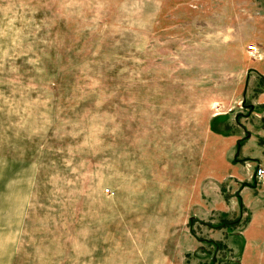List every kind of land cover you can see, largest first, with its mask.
Segmentation results:
<instances>
[{
  "label": "rangeland",
  "instance_id": "obj_1",
  "mask_svg": "<svg viewBox=\"0 0 264 264\" xmlns=\"http://www.w3.org/2000/svg\"><path fill=\"white\" fill-rule=\"evenodd\" d=\"M263 56L264 0H0V264H242Z\"/></svg>",
  "mask_w": 264,
  "mask_h": 264
},
{
  "label": "crops",
  "instance_id": "obj_2",
  "mask_svg": "<svg viewBox=\"0 0 264 264\" xmlns=\"http://www.w3.org/2000/svg\"><path fill=\"white\" fill-rule=\"evenodd\" d=\"M257 76L262 77L264 79V56L262 59L250 64L247 67V74H246V78H245L246 85L250 86L251 82L253 81L252 82L253 90L255 88L254 84H255V78ZM254 93H255L254 94V100H255L254 105L262 107V109L264 110V86L262 88H260V90L259 89L256 90ZM236 142L237 141H235V143ZM235 143H231V145L225 151V154H227L228 156L229 155H231V156L236 155L233 152L234 148L232 147V145L234 146ZM230 151H231V153H230ZM252 223H253V220L248 224V226L245 229V232L249 229V227L252 225ZM244 237H245V246L241 252L242 264H249L250 261H252V260H253V263L260 264L259 260L261 262L264 261V236L263 237H257L255 239H253V238L247 237L244 234ZM180 245L182 248L187 246L184 243V241L181 242ZM164 262H166V264H174L175 263L172 257L171 258H169V257L165 258Z\"/></svg>",
  "mask_w": 264,
  "mask_h": 264
},
{
  "label": "built area",
  "instance_id": "obj_3",
  "mask_svg": "<svg viewBox=\"0 0 264 264\" xmlns=\"http://www.w3.org/2000/svg\"><path fill=\"white\" fill-rule=\"evenodd\" d=\"M249 50L253 54H257L258 53V47L256 45H250L249 46ZM257 176H258L259 179H263V177H264V169L263 168H259L258 169Z\"/></svg>",
  "mask_w": 264,
  "mask_h": 264
}]
</instances>
